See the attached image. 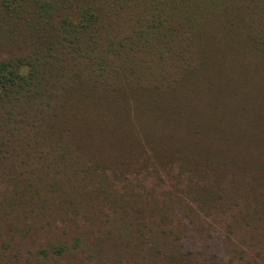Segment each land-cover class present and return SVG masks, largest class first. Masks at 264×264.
I'll return each instance as SVG.
<instances>
[{"label": "trees", "instance_id": "trees-1", "mask_svg": "<svg viewBox=\"0 0 264 264\" xmlns=\"http://www.w3.org/2000/svg\"><path fill=\"white\" fill-rule=\"evenodd\" d=\"M236 69L245 87L229 84ZM259 72L264 0H0V264L17 240L43 228L36 219L52 216L54 202L77 214L102 193L106 202L135 196L134 184L162 195L176 182L182 189L169 188L172 206L153 210L169 214L176 195L196 193L194 185L229 164L209 150L223 135L212 120L249 111L264 89V77L253 82ZM133 116L155 124L157 155L144 160L145 172L130 162L114 170L81 147V133L97 121L112 124L125 149L136 148L140 137L121 133L136 124ZM261 193L255 212L264 213ZM70 249L47 241L28 251L44 259Z\"/></svg>", "mask_w": 264, "mask_h": 264}, {"label": "rangeland", "instance_id": "rangeland-1", "mask_svg": "<svg viewBox=\"0 0 264 264\" xmlns=\"http://www.w3.org/2000/svg\"><path fill=\"white\" fill-rule=\"evenodd\" d=\"M175 74L178 80L180 75ZM231 76L232 88L249 83L240 77L239 69ZM263 77L264 73L259 72L253 82H261ZM175 85L174 81L168 83L171 94H178ZM130 111L140 113L139 108L131 107ZM169 114L171 120L177 118L172 110ZM239 115L232 116L228 112L224 120L220 119L222 114L217 113V119L212 120L217 126L222 124L217 131L223 135L221 140L215 139L209 150L229 164L216 170L215 178L214 174H208L209 182L194 185L196 193L176 195L175 209L169 214L160 216L153 214V210L156 207L162 211L166 201L172 206L168 192L169 188L178 187L176 182L162 189V195L150 194L149 186L140 188L134 184L130 190L139 193L135 196L120 193L117 200L106 202L102 193V198H90V208L80 209L77 214L66 213L54 202L52 216L47 212L36 219L40 224L45 222L43 228L34 231L31 238L17 240L7 250L3 257L7 261L2 264H167L177 258L187 264H264V213L255 212L264 191V131L258 128L259 124H264L261 122L264 89L249 111ZM149 118L144 121L134 118L136 124H127L121 130L124 135L130 130L131 138L140 137L136 138L137 147L131 150L123 147L125 142L117 143L116 136L120 132L106 122H93L90 130L84 129L90 135L81 133L78 141L85 151L105 160L114 170L127 168L130 162L135 170L145 172L144 160L157 155L150 134L155 124L151 125ZM189 119L192 118L185 116L183 122ZM189 125L194 128L193 122ZM184 184L179 182V186ZM82 185H87L90 191L96 190L93 182ZM47 241H64L71 249L60 256L35 259L28 250H35ZM20 247L25 251L19 250Z\"/></svg>", "mask_w": 264, "mask_h": 264}]
</instances>
